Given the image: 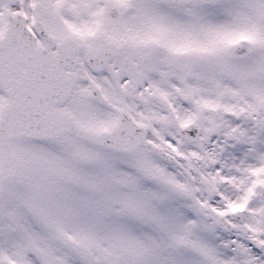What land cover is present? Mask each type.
<instances>
[{"label":"snow or ice","instance_id":"snow-or-ice-1","mask_svg":"<svg viewBox=\"0 0 264 264\" xmlns=\"http://www.w3.org/2000/svg\"><path fill=\"white\" fill-rule=\"evenodd\" d=\"M0 264H264V0H0Z\"/></svg>","mask_w":264,"mask_h":264}]
</instances>
